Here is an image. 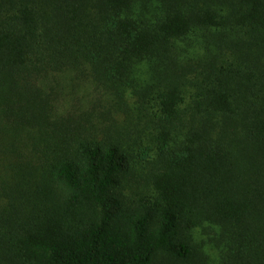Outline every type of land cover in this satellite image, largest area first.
Listing matches in <instances>:
<instances>
[{"label": "trees", "instance_id": "obj_1", "mask_svg": "<svg viewBox=\"0 0 264 264\" xmlns=\"http://www.w3.org/2000/svg\"><path fill=\"white\" fill-rule=\"evenodd\" d=\"M0 264H264V0H0Z\"/></svg>", "mask_w": 264, "mask_h": 264}, {"label": "rangeland", "instance_id": "obj_2", "mask_svg": "<svg viewBox=\"0 0 264 264\" xmlns=\"http://www.w3.org/2000/svg\"><path fill=\"white\" fill-rule=\"evenodd\" d=\"M206 253L211 255V253H212V250H211V248H210V247H207V248H206Z\"/></svg>", "mask_w": 264, "mask_h": 264}]
</instances>
